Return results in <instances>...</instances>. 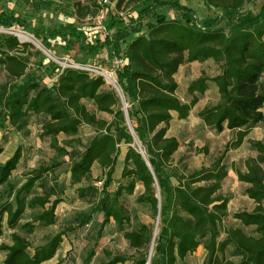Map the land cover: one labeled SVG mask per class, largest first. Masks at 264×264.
<instances>
[{"label":"trees","instance_id":"16d2710c","mask_svg":"<svg viewBox=\"0 0 264 264\" xmlns=\"http://www.w3.org/2000/svg\"><path fill=\"white\" fill-rule=\"evenodd\" d=\"M124 1L117 0V8ZM132 1L140 6L136 19L125 25L121 19L114 18L108 25V29L118 27L111 44L113 53L118 55L119 43H126L123 51L126 63L115 68L114 78L131 103V108H126L128 118L116 93L101 89L104 79L100 76L65 68L48 87L41 85L36 77L26 75L28 58L22 54L32 45L7 35L0 36V68L11 81L0 85V129L5 123L22 128L27 124L29 113L45 118L41 136H49L54 142L60 134H77L82 125L94 128L95 135L82 150L69 152V181L73 185L89 178L94 164L104 170L105 180L96 203L88 212L78 213L76 222L84 226L96 213H101V228L110 220L122 228L124 223L130 222V217L120 199L124 194L131 195L137 184L141 185L143 193L137 201L151 207L158 223L149 264H179L199 246L206 252V264H264V144L252 142L256 157L245 162L244 173L236 171L238 180L248 185L245 194L255 202V207L232 216L241 225L254 227L255 235L235 227L226 230L220 238V224L227 215L228 203L219 193L227 175L222 157L210 166H201L187 174H170L172 156L180 143L176 137L167 135L173 114L177 119H186L198 102V96L211 85L217 90V102L205 106L198 117L216 132L236 131L233 147L241 144L250 129L264 124V4L254 14L243 11L244 5L252 0H204L209 8L220 13L199 19L191 5L178 0ZM92 6L78 3L77 16H95L100 7L95 2ZM167 10L175 11L178 16L169 17ZM149 14L154 21L146 24V30L142 31L143 20ZM223 21L227 31L221 26ZM0 28H17L32 34L42 44L59 37L67 42L66 53L76 46L96 66V58L109 44L106 38L89 41L74 24L57 28L31 27L24 19L4 11H0ZM208 59L220 63L219 73L212 77L203 74L192 81L187 86L190 99L182 102L176 95L178 84L174 75L184 63ZM23 76L26 79L19 82ZM84 101L93 104L98 113L111 115V120L96 117ZM128 122L131 129L127 127ZM122 142L128 144L121 171V179L126 183H118L110 190ZM136 142L143 156L133 146ZM21 156V147H17L12 156L0 164V186L8 185ZM51 170L41 167L16 190L10 186L7 193L12 199L0 203V253L4 254L0 264H41L58 250L63 233H57L32 250L27 239L15 232L11 233L10 244L2 240L5 229L19 228L30 233L37 225L55 223L61 197L54 188L41 195L33 192L35 183ZM172 176H176L175 184ZM40 184L42 187L44 182ZM90 188L97 190L78 187L77 192L85 196ZM26 208L40 209V212L35 213L31 221L20 224ZM153 229L141 223L136 229L125 231L123 235L137 251V256L128 259L116 255L103 264L127 261L147 264ZM226 251L238 260H224ZM87 262L86 259L85 264Z\"/></svg>","mask_w":264,"mask_h":264},{"label":"rangeland","instance_id":"374dc122","mask_svg":"<svg viewBox=\"0 0 264 264\" xmlns=\"http://www.w3.org/2000/svg\"><path fill=\"white\" fill-rule=\"evenodd\" d=\"M178 1L191 5L199 19L220 13L219 10L209 8L204 0ZM93 2L101 8L99 3L94 0H0V11L13 13L15 16L24 19L31 27L57 28L60 25L74 24L80 28L84 36L91 42H93V39L104 41L106 38L109 44L96 58L97 67L99 70L110 73L113 78L111 70L116 67L115 61L121 57L126 62L123 57L126 43L120 42L119 54H114L111 44L114 41V34L118 27L113 26L108 29V25L114 18L121 19L125 25L131 23L136 19V12L140 6L136 1L125 0L120 8H117V0H108V4L103 6L106 7L105 18L99 25L92 14H88L84 18L77 16L78 3L92 6ZM263 4L264 0H252L244 5L243 11L256 14ZM92 9L94 10L93 6ZM165 13L171 18L178 16L173 10H167ZM153 21L152 14L147 15L143 20L142 31L146 30V24ZM221 26L227 31L224 21L221 22ZM20 34L31 36L38 43L37 45L33 41H20L32 45L22 54L28 58L26 75L36 77L41 85L50 87L57 79L58 74L71 65L85 68L92 62L76 46L66 53L64 49L67 42L59 37L47 40L42 44L32 34L20 31L17 28H0V36L14 35L18 37ZM38 46H41L45 52ZM69 59L72 63L69 62ZM103 67L111 70H106ZM219 71L220 63L212 59L182 64L174 75L178 84L177 97L182 102L189 101L187 86L203 74L212 77L217 75ZM86 73L93 77L98 76L93 72ZM25 79L26 77L23 76L18 81L22 82ZM9 81H11V78L0 68V85ZM101 89L113 90L119 98L121 109L131 108V103L125 97L121 88L119 89L121 90L119 96L116 89L104 79V85ZM198 98V102L192 107L186 119H177L176 115L173 114V118L169 123L167 135L176 137L180 143L178 150L172 156L170 174H187L192 170L199 169L201 166H210L214 160L222 157V162L227 168V175L221 182L219 193L228 199V203L227 215L220 224V238L224 237L226 230L235 227H241L248 235H255L254 227L241 225L232 215L239 211H251L255 207V202L245 194L248 185L238 180L236 171L244 173L246 171L245 162L256 157L257 152L251 148L252 142L264 144V124L250 129L241 144L238 147H233L236 141V131L224 129L222 132H216L203 124L198 117L199 111L205 106L217 102L218 95L215 86L211 85ZM85 105L96 117L107 121L111 120V115L98 113L90 102L85 103ZM262 110L264 112V106ZM125 114L128 118L127 112ZM45 121L43 116L29 113L27 124L22 128L17 129L5 123L0 129V147L2 148L0 164L10 158L17 147H21L22 155L16 169L8 179V185L0 186V203L12 199V196L9 197L7 193L10 186L16 190L37 169L41 167L51 168V171L43 174L42 179L35 183L33 192L41 195L44 191L54 188L57 195L61 197V202L56 208L55 223L48 226L37 225L30 233H26L19 228L15 230L5 229L2 240L10 244L11 233L15 232L27 239L32 250L46 243L49 238L57 233H63L62 241L55 255L41 264H85L86 259L88 260L86 264H103L116 255H122L128 259L137 256V251L131 248L125 239L124 232L136 229L141 223L155 228L154 225L157 223V218L154 216L151 207L137 201L138 196L143 193L142 186L137 184L131 195L124 194L120 199L130 217V222L124 223L122 228L118 227L113 220H110L101 228V213H96L88 224L78 225L76 222L78 213L88 212L96 203L100 196L99 192L105 180V175L104 170L94 164L89 178L72 185L68 173L71 164L69 152L73 149L82 150L89 139L95 135V130L91 126L82 125L77 134L73 136L60 134L54 142L53 138L49 136H41L42 125ZM127 127L128 129L132 128L130 122L127 123ZM133 146L139 151V142L133 143ZM127 147L128 144L124 142L119 144V154L111 176L110 190L115 189L118 183H126L125 180L121 179V171ZM171 181L175 184L176 176H172ZM42 182L44 184L41 187L40 183ZM78 187H95L97 190L90 188L86 190L85 196H79ZM51 199H54V197H51ZM37 212H40V209L26 208L20 224L31 221L32 216ZM149 251L150 245L147 249L148 254ZM3 257L4 254L0 253V260ZM226 259L234 262L238 260L230 257L229 251L224 254V260ZM125 264H129V261ZM179 264H206V252L203 246H199L194 253L188 255Z\"/></svg>","mask_w":264,"mask_h":264},{"label":"built area","instance_id":"2783aa9c","mask_svg":"<svg viewBox=\"0 0 264 264\" xmlns=\"http://www.w3.org/2000/svg\"><path fill=\"white\" fill-rule=\"evenodd\" d=\"M94 1H96L97 3H99V5L101 6L99 12L95 15V19H96L97 23L100 25L102 23V21L104 20V18H105V12H106V7L104 8L103 6H106L108 4V0H94ZM69 62H71L70 59H69ZM125 63L126 62L124 61V59L121 58V57H119V59H117L115 61V66H116L115 68L123 67L125 65ZM68 68H72V69H76V70H80V71H84V72H93V73L97 74L98 76L102 77L103 79H105L104 76H103V74H102V70H99L96 65L90 64L89 66H87L85 68L80 67V66H77V65L76 66L75 65H71ZM114 70H111V73L113 75V78H114ZM108 74H110V73H108ZM113 80L116 83V85L118 86L117 81L115 80V78Z\"/></svg>","mask_w":264,"mask_h":264},{"label":"bare ground","instance_id":"6f19581e","mask_svg":"<svg viewBox=\"0 0 264 264\" xmlns=\"http://www.w3.org/2000/svg\"><path fill=\"white\" fill-rule=\"evenodd\" d=\"M18 37L20 38L21 41L27 40V41H33L34 43H37V42H35L33 40V38L31 36H28V35L20 34ZM37 45H38V43H37ZM38 47L45 52V50L41 46H38ZM102 74H103V76L105 78V81L107 83H109L110 85H112L113 88L116 89V91L118 92V94L120 96V92L119 91H121V90H119L120 89L119 86L116 85V83L114 82V80L112 79V77L110 76V74H108L107 72H104V71H102ZM157 231H158V223H156L155 228H154V231H153V235H152V240H151V245H150V251H149V257H148L149 260H150V257H151L152 251H153V243H154V239H155V236L157 234Z\"/></svg>","mask_w":264,"mask_h":264},{"label":"water","instance_id":"95a60500","mask_svg":"<svg viewBox=\"0 0 264 264\" xmlns=\"http://www.w3.org/2000/svg\"><path fill=\"white\" fill-rule=\"evenodd\" d=\"M17 38L20 40L19 37H17ZM20 41H21V40H20ZM123 111H124V113L127 112L125 108H123ZM125 115H126V114H125ZM139 153L143 156V151L141 150V148L139 149ZM147 264H149V258H148Z\"/></svg>","mask_w":264,"mask_h":264},{"label":"crops","instance_id":"0c3cea01","mask_svg":"<svg viewBox=\"0 0 264 264\" xmlns=\"http://www.w3.org/2000/svg\"><path fill=\"white\" fill-rule=\"evenodd\" d=\"M85 103H89V102H86V101H84Z\"/></svg>","mask_w":264,"mask_h":264}]
</instances>
